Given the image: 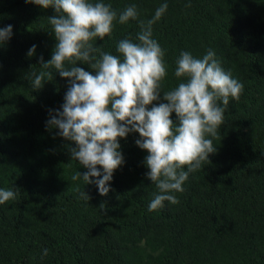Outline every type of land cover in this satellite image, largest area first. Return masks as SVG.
Wrapping results in <instances>:
<instances>
[{
	"label": "trees",
	"instance_id": "16d2710c",
	"mask_svg": "<svg viewBox=\"0 0 264 264\" xmlns=\"http://www.w3.org/2000/svg\"><path fill=\"white\" fill-rule=\"evenodd\" d=\"M92 2L118 13L135 4L141 20L168 4L153 25L165 50L162 91L183 82L174 75L182 51L202 58L212 49L243 92L229 99L210 162L189 174L182 193H173L178 204L149 211L158 189L147 178L148 153L137 146L136 132L119 138L124 162L101 196L95 183L72 180L88 169L72 160L75 142L47 125L70 87L54 67L41 66L57 44L48 20L55 10L0 0V29L12 26L0 45V189L18 192L0 204V264H264V0ZM139 31L138 20L117 21L110 36L93 43L116 55L118 42L135 40ZM76 66L95 75L88 64ZM41 71L52 77L34 89L33 73ZM161 103H167L163 92L147 107ZM170 118L178 123L175 113Z\"/></svg>",
	"mask_w": 264,
	"mask_h": 264
},
{
	"label": "clouds",
	"instance_id": "9594fccd",
	"mask_svg": "<svg viewBox=\"0 0 264 264\" xmlns=\"http://www.w3.org/2000/svg\"><path fill=\"white\" fill-rule=\"evenodd\" d=\"M44 9L55 10L48 17L57 44L44 69L54 67L60 76L69 80L62 111L51 115L49 128L56 127L59 135L73 141L72 160L88 169L79 171L72 180L95 183L99 194L106 196L114 170L122 165L124 158L119 151V138L130 132L139 133L136 144L146 150L145 165L150 171L147 178L158 189L149 204V211L164 207V202L178 204L173 193H182L189 174L209 161V155L217 151L213 140L224 124L226 107L230 97L239 100L244 85L226 72L216 52L208 49L202 58L182 51L176 60L174 75L183 78L178 86L162 91L167 75L165 50L153 38V25L168 8L167 3L156 9L148 20L139 19L137 6L132 4L118 13L111 4L92 0H26ZM190 6V5H189ZM138 20L140 31L135 40L125 38L118 42L116 55L94 46L97 37L110 36L114 22L121 25ZM12 36V26L0 29V45ZM33 45L28 55L35 53ZM77 62L88 64L93 75ZM34 89L42 87L45 78L52 73H33ZM163 92L167 103L148 109ZM175 113L178 123L170 117ZM211 137V138H209ZM97 166L103 170V174ZM187 166V170H184ZM93 181V177H101ZM81 197L89 200L83 191ZM18 192L0 189V204L14 200ZM101 204V208H104ZM47 255V250H44Z\"/></svg>",
	"mask_w": 264,
	"mask_h": 264
}]
</instances>
